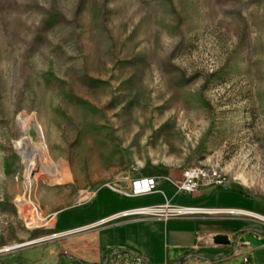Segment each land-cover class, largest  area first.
<instances>
[{"label":"rangeland","instance_id":"374dc122","mask_svg":"<svg viewBox=\"0 0 264 264\" xmlns=\"http://www.w3.org/2000/svg\"><path fill=\"white\" fill-rule=\"evenodd\" d=\"M49 14L62 20L45 30ZM24 138L47 155L32 187ZM94 147L124 154L121 174L138 153L264 202V0H0V264L77 258L81 243L55 238L53 218L114 180ZM241 216L240 237L264 236V219ZM246 251L264 264V247Z\"/></svg>","mask_w":264,"mask_h":264},{"label":"crops","instance_id":"0c3cea01","mask_svg":"<svg viewBox=\"0 0 264 264\" xmlns=\"http://www.w3.org/2000/svg\"><path fill=\"white\" fill-rule=\"evenodd\" d=\"M53 129L50 123H45L48 134L54 132ZM93 150L99 163L108 164V170L123 162L124 154L121 152L116 153L112 160L110 156L101 159L95 147ZM132 156L134 158L130 162L133 161L132 165L137 167L132 169L128 166L124 174L114 168L110 173L114 179L111 183L103 184L95 191L79 192L77 206L66 207L55 214L54 233L83 229L65 237L76 236L82 245L74 246L77 258H73L70 251H65L73 258L69 264H107L116 257L140 259L145 264L256 263L254 255L252 259L246 251L247 247L234 244L250 224L249 219L241 215L255 218L242 212L264 216L261 199L249 196L235 186H201L196 195L180 194L176 183L180 181L181 173L150 164L140 157L141 154ZM138 178H155L158 183L156 192L138 197L126 196V193H132V182ZM167 203L203 212L182 214L169 221L135 216L105 222L108 217L123 211ZM219 234L229 235L234 243L230 246L214 245L213 237ZM174 247L192 248L194 251L185 258L172 261L170 249ZM87 257L91 261H86Z\"/></svg>","mask_w":264,"mask_h":264},{"label":"built area","instance_id":"2783aa9c","mask_svg":"<svg viewBox=\"0 0 264 264\" xmlns=\"http://www.w3.org/2000/svg\"><path fill=\"white\" fill-rule=\"evenodd\" d=\"M177 191L180 194H187V195H196L199 191L201 186L204 187H212V188H226L228 187V183L226 180H221L216 178L212 175H209V172H202L199 171V167L186 169L183 172V180L178 181L176 183ZM158 188V183L155 178H138L132 182V193L125 194L126 196H143L149 195L156 192ZM182 209H192L186 207H180L176 205H171L167 203V205L161 206H150V207H142L138 209H132L123 211L121 213L115 214L111 217L105 219V222H112L118 219L127 218V217H135V216H147V215H154L165 220H168L174 216H180ZM187 214V213H186ZM189 214V213H188ZM91 226L87 228H91ZM83 229H76L74 231L59 233L55 235V238H63L68 235L76 234L82 231ZM115 259V258H114ZM110 260L107 264H143L144 261L140 259H130L124 257H118L115 259L116 263L111 262Z\"/></svg>","mask_w":264,"mask_h":264},{"label":"bare ground","instance_id":"6f19581e","mask_svg":"<svg viewBox=\"0 0 264 264\" xmlns=\"http://www.w3.org/2000/svg\"><path fill=\"white\" fill-rule=\"evenodd\" d=\"M25 128L26 130L27 129H30V126L28 123L25 124ZM39 129L42 131V128L41 126H39ZM36 146V145H35ZM33 146L32 144V140L29 139V138H24L23 140H21L19 143H18V149H20L22 151V154L26 160V164H27V168H28V179H29V185L32 187V185L34 184V181L37 180L38 176L35 175V174H32L34 172H36V168H37V165L40 164V166L44 165L43 161L46 159L47 155L46 153L44 152L45 150H43L42 148H37ZM47 162V161H46ZM41 166V167H42ZM52 169L51 166H49V169ZM55 168V167H54ZM42 169V168H41ZM40 169V170H41ZM44 169V168H43ZM50 169V170H51ZM57 171V173H59V171H61V168H57L55 169ZM53 171V170H52ZM199 171H202V172H209V175H212L216 178L217 175L215 173H212L210 171H208L207 169L206 170H203V169H199ZM50 172V171H49ZM48 172V173H49ZM59 176V175H58ZM70 179L66 176L64 177H61L59 178L58 182H56L57 184H61V182L63 181H69ZM199 212H203V210H199V209H182L181 210V214H188V213H199ZM242 213H245V214H249V215H252L256 218H261V219H264V217H261V216H258V215H255V214H251V213H246V212H242ZM27 220L31 219L30 216H27L26 218ZM19 246H14V247H9L7 249H5V251L7 250H10V249H14V248H18ZM15 250V249H14Z\"/></svg>","mask_w":264,"mask_h":264},{"label":"water","instance_id":"95a60500","mask_svg":"<svg viewBox=\"0 0 264 264\" xmlns=\"http://www.w3.org/2000/svg\"><path fill=\"white\" fill-rule=\"evenodd\" d=\"M239 242L252 249L264 247V236L256 232H247L240 237ZM213 243L216 246H230L234 243L229 235L219 234L213 237ZM194 251L192 248H171L170 258L172 261H178L185 258Z\"/></svg>","mask_w":264,"mask_h":264},{"label":"trees","instance_id":"16d2710c","mask_svg":"<svg viewBox=\"0 0 264 264\" xmlns=\"http://www.w3.org/2000/svg\"><path fill=\"white\" fill-rule=\"evenodd\" d=\"M169 1H171V0H169ZM231 1H238L239 2L240 0H215V3H216V5L219 8H222L223 9L224 6L227 5V3L231 2ZM141 2H143V0H141ZM224 13H231V12L224 11ZM241 18H242V16H241ZM57 20H62V19H60V17L58 15L49 14L47 16V19L45 20V23H43V28L45 30L50 29L55 24V22ZM63 21H64V19H63ZM50 77H51V75L49 74L47 76V78H46V81H47V84L48 85L52 84L51 83L52 78H50ZM81 102L82 101L78 100V103L79 104H82ZM75 103H77V102H75Z\"/></svg>","mask_w":264,"mask_h":264},{"label":"flooded vegetation","instance_id":"af4514ba","mask_svg":"<svg viewBox=\"0 0 264 264\" xmlns=\"http://www.w3.org/2000/svg\"><path fill=\"white\" fill-rule=\"evenodd\" d=\"M3 264H5V263H3Z\"/></svg>","mask_w":264,"mask_h":264}]
</instances>
